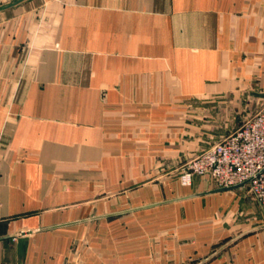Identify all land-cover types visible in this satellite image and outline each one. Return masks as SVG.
<instances>
[{
	"label": "crops",
	"instance_id": "obj_1",
	"mask_svg": "<svg viewBox=\"0 0 264 264\" xmlns=\"http://www.w3.org/2000/svg\"><path fill=\"white\" fill-rule=\"evenodd\" d=\"M10 1L0 264H264L248 188L179 178L217 135L194 103L264 92V0Z\"/></svg>",
	"mask_w": 264,
	"mask_h": 264
},
{
	"label": "built area",
	"instance_id": "obj_2",
	"mask_svg": "<svg viewBox=\"0 0 264 264\" xmlns=\"http://www.w3.org/2000/svg\"><path fill=\"white\" fill-rule=\"evenodd\" d=\"M264 108L242 128L187 163L180 183L191 187L196 178L216 188L246 182L252 197L264 209Z\"/></svg>",
	"mask_w": 264,
	"mask_h": 264
},
{
	"label": "rangeland",
	"instance_id": "obj_3",
	"mask_svg": "<svg viewBox=\"0 0 264 264\" xmlns=\"http://www.w3.org/2000/svg\"><path fill=\"white\" fill-rule=\"evenodd\" d=\"M19 0H11L6 5ZM234 95H240L236 97ZM213 101V102H211ZM264 108V92L258 89L233 94L223 95L214 100L195 102L192 110L197 111L196 116L213 127L216 137H209L214 145L223 141L242 128L250 119ZM214 127H216L214 129ZM211 132H208L210 134ZM209 147V148H211ZM199 155V154H198ZM197 156V155H196ZM195 156V157H196ZM214 185V184H213ZM215 186V185H214Z\"/></svg>",
	"mask_w": 264,
	"mask_h": 264
},
{
	"label": "water",
	"instance_id": "obj_4",
	"mask_svg": "<svg viewBox=\"0 0 264 264\" xmlns=\"http://www.w3.org/2000/svg\"><path fill=\"white\" fill-rule=\"evenodd\" d=\"M23 1H26V0H21L17 3H15L13 6H15V5H17ZM249 182H246V183H243V184H240L237 186H233V187H228V188H216V189H213V190L208 191V192L197 194L194 197H200V196H206V195H211V194H218V193H223V192H231V191L239 190V189L245 188L249 184Z\"/></svg>",
	"mask_w": 264,
	"mask_h": 264
}]
</instances>
